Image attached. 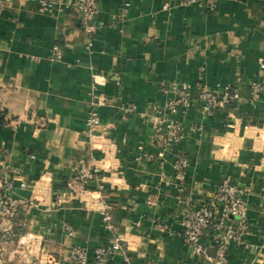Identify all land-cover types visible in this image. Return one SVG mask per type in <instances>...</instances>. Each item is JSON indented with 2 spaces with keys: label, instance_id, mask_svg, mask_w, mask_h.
I'll use <instances>...</instances> for the list:
<instances>
[{
  "label": "crops",
  "instance_id": "0c3cea01",
  "mask_svg": "<svg viewBox=\"0 0 264 264\" xmlns=\"http://www.w3.org/2000/svg\"><path fill=\"white\" fill-rule=\"evenodd\" d=\"M208 1L214 7L99 0L90 34L74 0H58L52 11L37 0L4 5L0 160L13 170L14 193L23 201L11 225L33 234L25 264H76L75 246L96 264L95 249L115 233L138 263L211 264L181 235L180 216L186 204L212 199L226 180L245 189L250 223L244 243L230 245L226 264H264V93L250 88L264 56V0ZM174 84L188 85L193 97L204 88L234 87L239 98L212 113L201 102L170 113ZM93 103L100 131L116 145L111 167L100 172L114 206L113 230L97 199L67 186L80 164L102 156L84 133ZM170 122L183 136L166 144L160 158L157 130L163 126L165 138ZM182 158L188 159L184 179L177 170ZM14 257L7 264H20ZM108 264L124 262L117 255Z\"/></svg>",
  "mask_w": 264,
  "mask_h": 264
},
{
  "label": "built area",
  "instance_id": "2783aa9c",
  "mask_svg": "<svg viewBox=\"0 0 264 264\" xmlns=\"http://www.w3.org/2000/svg\"><path fill=\"white\" fill-rule=\"evenodd\" d=\"M11 0H0V17L4 5ZM42 8L52 11L58 0H37ZM182 5L211 3L208 0H179ZM129 4H126V7ZM74 6L81 16L84 30L90 34L94 31V20L99 11V0H74ZM60 50L55 46V54L60 57ZM259 73L258 78L253 80L250 88L255 96L264 93V56L258 60ZM98 83L97 76L94 78ZM172 88L176 91V97L171 99L167 104L170 113H179L187 110L192 104L201 102L205 112L222 108L223 106L235 101L239 98L237 88L226 87L221 92H216L209 88H204L196 97H193L188 85L174 84ZM101 118L93 103L88 112L86 119L85 135L88 137L90 148L100 151L102 156L98 158L91 155L88 162L80 164L73 177L67 181V186L75 191L90 194L91 197L97 199L98 210L109 230H113L112 216L114 206L104 197V183L100 176L102 169L111 167V159L115 158L116 145L113 140L105 133L100 131ZM165 138L160 136L163 126L158 128V136L163 139L162 147L156 156L162 158L164 155V146L171 141H179L182 138V128L176 122L168 123L165 128ZM149 158L155 157V154L148 155ZM188 165V159L182 158L177 163L178 177L185 178V168ZM15 177L13 170L3 161L0 160V223L14 220L22 206V199L15 195L14 183ZM90 182L96 183L95 190L86 189V185ZM27 183L22 182L20 187H26ZM79 187V190L77 189ZM245 189L241 186L226 180L217 185L213 192V198L202 204L188 203L182 209L180 216V233L189 244L195 254L203 256L211 264H226L230 245L235 242L237 244L244 243V237L250 231V223L248 218V202L246 199ZM151 203L152 201L149 200ZM69 233L72 228L65 225ZM18 239L19 247L27 250V242L25 239L33 237V234L26 233L16 235L10 227L4 225L0 228V249L5 251L6 245H10L14 238ZM213 246L216 249L214 256L207 254V247ZM14 252H18L14 248ZM122 256L124 264H160L154 261L136 262L130 255L128 249L124 245L122 238L118 234L112 236L110 244L101 245L95 249L96 264H108L115 256ZM52 259V256L51 258ZM70 259L76 264H87V250L82 247L75 246L70 253Z\"/></svg>",
  "mask_w": 264,
  "mask_h": 264
},
{
  "label": "rangeland",
  "instance_id": "374dc122",
  "mask_svg": "<svg viewBox=\"0 0 264 264\" xmlns=\"http://www.w3.org/2000/svg\"><path fill=\"white\" fill-rule=\"evenodd\" d=\"M5 222H9L7 224V226L10 227L11 230L16 233V235H18V234L23 235V234L27 233V230L24 229L23 226H21V225H18V227L15 230L14 227H12V225H11L12 224L11 222H14V220H10V221L6 220ZM17 230H20V231H17ZM25 240L27 242V239H25ZM19 245L20 244L18 242V239L15 237L13 242L10 245H6L5 251H2L0 249V262H1V264H7V262L12 263L13 261H11V260H13V259L8 260V259H6V257H8L9 254H13V253L16 256L14 258H16L20 264L27 263V250L26 249L24 250L23 247H19ZM0 247H1V244H0ZM14 248L17 249L18 252H14ZM36 261H39V259H37Z\"/></svg>",
  "mask_w": 264,
  "mask_h": 264
},
{
  "label": "water",
  "instance_id": "95a60500",
  "mask_svg": "<svg viewBox=\"0 0 264 264\" xmlns=\"http://www.w3.org/2000/svg\"><path fill=\"white\" fill-rule=\"evenodd\" d=\"M215 252H216L215 247H212V248H210V249L207 250V253H208L209 255H212V256L215 255ZM0 264H1V262H0Z\"/></svg>",
  "mask_w": 264,
  "mask_h": 264
}]
</instances>
